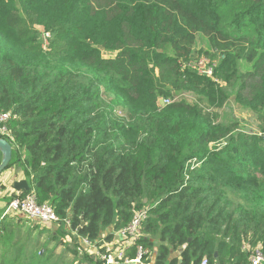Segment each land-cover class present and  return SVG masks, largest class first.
<instances>
[{"label": "trees", "instance_id": "1", "mask_svg": "<svg viewBox=\"0 0 264 264\" xmlns=\"http://www.w3.org/2000/svg\"><path fill=\"white\" fill-rule=\"evenodd\" d=\"M198 37L213 78L249 68L234 101L260 133H236L220 86L186 66ZM0 113L8 168L99 252L144 211L123 264L139 248L141 264L264 259V0H0Z\"/></svg>", "mask_w": 264, "mask_h": 264}, {"label": "rangeland", "instance_id": "2", "mask_svg": "<svg viewBox=\"0 0 264 264\" xmlns=\"http://www.w3.org/2000/svg\"><path fill=\"white\" fill-rule=\"evenodd\" d=\"M45 44H47V39L43 37L42 46L44 49H46ZM206 52L213 53L206 40L198 37L192 60L186 66H191L195 70L197 62L200 59L208 58L201 55ZM104 56L110 57L111 55L105 53ZM218 57V55L214 57L217 67L220 63ZM246 69H249L246 65L235 63L228 67L227 73L223 74V80L213 78V76L210 78L216 81L225 95L221 109L217 110L219 114H222V120L224 122L237 121L239 127L236 133L251 135L260 133V125L257 120V116H259L258 112L245 110L234 101L239 84L238 79ZM103 90L104 88L101 86V92ZM102 97L106 101L111 99L110 93H104ZM180 99L201 107H206L207 105L203 104L201 98L192 92H184L180 95ZM164 104H167V102L163 101V106ZM114 114L119 120L126 117L125 109H120L119 107H116ZM13 159L15 160V154L13 155ZM16 168H18V165L12 163L5 172L15 171ZM2 218L3 216L1 215L0 222ZM4 218V221H6L5 228L2 232L0 230V264H102V261L95 255L94 244H85L82 239L77 238L68 228H62L59 223L43 226L27 221L23 217L9 216L8 218L6 216ZM111 245L112 248L116 247L115 242L111 243ZM102 246L100 248L103 251L106 250ZM68 248H78L80 255L74 256L69 254Z\"/></svg>", "mask_w": 264, "mask_h": 264}, {"label": "built area", "instance_id": "3", "mask_svg": "<svg viewBox=\"0 0 264 264\" xmlns=\"http://www.w3.org/2000/svg\"><path fill=\"white\" fill-rule=\"evenodd\" d=\"M48 35L45 36V39ZM46 41V40H45ZM45 48L48 44H45ZM215 64L212 63L208 58H202L197 62L195 70L199 75L205 77H212L213 69ZM10 120L9 113H0V139L6 138L8 135L7 122ZM22 215L29 221L35 222L38 225H53L59 222L57 216L54 213L53 208L49 204H38L35 195L32 192H28L24 195H18L10 200L4 215L16 216ZM146 215L144 211L137 213L132 221V223L124 230L117 233L123 239L129 241L132 245L134 241L139 238V230L141 223L145 220ZM85 244H90L83 241ZM127 249V248H126ZM125 248L116 251H110L106 249L105 252L101 253L96 248L95 255L98 257L103 264H123L124 251ZM145 254V252L139 248L137 258L133 261H124L125 264H136L140 262V258ZM252 264H264V259L261 257L259 252H256L254 256L251 257ZM200 264H208L206 259H203Z\"/></svg>", "mask_w": 264, "mask_h": 264}, {"label": "crops", "instance_id": "4", "mask_svg": "<svg viewBox=\"0 0 264 264\" xmlns=\"http://www.w3.org/2000/svg\"><path fill=\"white\" fill-rule=\"evenodd\" d=\"M0 161H1V153H0ZM5 171L3 172V175L0 178V216L1 215L4 216V211L6 210V207L8 206V203L10 202L11 199H13L14 197L18 195H24V194H18L13 190L12 185L14 182L25 180L28 182L29 186L31 187L30 179L25 176L20 166H18V168H16L15 171H9V172H5ZM16 217H23L24 219H26L24 216L19 215V214L16 215ZM26 220L29 221L28 219ZM113 242L116 243L115 248H112L111 243H103L102 247H105L106 249H109L112 252V251H116V250L123 249V248L126 249L132 245L129 241H127L126 239H123L118 234H115L112 243Z\"/></svg>", "mask_w": 264, "mask_h": 264}, {"label": "water", "instance_id": "5", "mask_svg": "<svg viewBox=\"0 0 264 264\" xmlns=\"http://www.w3.org/2000/svg\"><path fill=\"white\" fill-rule=\"evenodd\" d=\"M160 106H163V101H159ZM0 153H1V161H0V176L3 172L8 168L10 162L13 157V147L6 140L0 139ZM13 190L18 194H25L31 190L28 182L25 180L16 181L12 185ZM136 264H141L137 262Z\"/></svg>", "mask_w": 264, "mask_h": 264}]
</instances>
